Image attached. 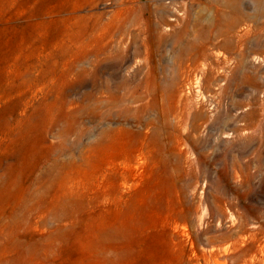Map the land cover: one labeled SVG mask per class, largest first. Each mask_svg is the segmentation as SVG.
Segmentation results:
<instances>
[{
	"label": "rangeland",
	"instance_id": "obj_1",
	"mask_svg": "<svg viewBox=\"0 0 264 264\" xmlns=\"http://www.w3.org/2000/svg\"><path fill=\"white\" fill-rule=\"evenodd\" d=\"M260 253L264 0H0V264Z\"/></svg>",
	"mask_w": 264,
	"mask_h": 264
},
{
	"label": "bare ground",
	"instance_id": "obj_2",
	"mask_svg": "<svg viewBox=\"0 0 264 264\" xmlns=\"http://www.w3.org/2000/svg\"><path fill=\"white\" fill-rule=\"evenodd\" d=\"M188 80H190V77L189 76H187V81ZM195 116V115H194ZM197 117L198 118H203V116L201 115V114H199L198 113V115H197ZM196 118V117H195ZM117 130V128H107L106 130H104V133H109L110 131H112V132H115ZM195 226L197 227V229L198 228H200V224H199V219H196L195 220ZM200 230V229H199ZM212 250V249H211ZM225 257V256H224ZM229 259V258H228ZM231 259V258H230ZM257 260H258V262H260L261 264H264V254H259L258 256H257ZM224 262V261H223ZM226 262V261H225ZM248 263V262H247ZM247 263H245V264H247ZM226 264V263H225ZM228 264V263H227Z\"/></svg>",
	"mask_w": 264,
	"mask_h": 264
}]
</instances>
